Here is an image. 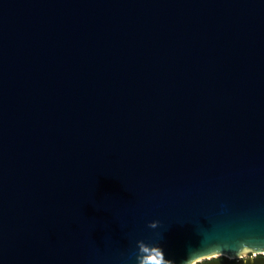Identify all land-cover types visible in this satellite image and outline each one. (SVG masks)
<instances>
[{"label": "water", "instance_id": "water-1", "mask_svg": "<svg viewBox=\"0 0 264 264\" xmlns=\"http://www.w3.org/2000/svg\"><path fill=\"white\" fill-rule=\"evenodd\" d=\"M246 251L264 0H0V264H264Z\"/></svg>", "mask_w": 264, "mask_h": 264}, {"label": "flooded vegetation", "instance_id": "flooded-vegetation-1", "mask_svg": "<svg viewBox=\"0 0 264 264\" xmlns=\"http://www.w3.org/2000/svg\"><path fill=\"white\" fill-rule=\"evenodd\" d=\"M260 255H263L262 253H259V254H257V255H253V252H251V251H246V252H244V253H242L240 256H239V258H250V257H258V256H260ZM226 259L227 257L226 256H217V257H215V258H213V259H203L200 263H204V262H208V261H213V260H217V259ZM239 258H231L232 259V261H236V260H238Z\"/></svg>", "mask_w": 264, "mask_h": 264}, {"label": "snow or ice", "instance_id": "snow-or-ice-1", "mask_svg": "<svg viewBox=\"0 0 264 264\" xmlns=\"http://www.w3.org/2000/svg\"><path fill=\"white\" fill-rule=\"evenodd\" d=\"M158 256H159V254L158 253H155L152 256H150L149 259L150 260H153V261H156V260H158L157 259ZM205 258H207V259H213V258H215V254L210 255L208 257L200 256L199 258H197V260L194 261V264H200V261H202Z\"/></svg>", "mask_w": 264, "mask_h": 264}, {"label": "built area", "instance_id": "built-area-1", "mask_svg": "<svg viewBox=\"0 0 264 264\" xmlns=\"http://www.w3.org/2000/svg\"><path fill=\"white\" fill-rule=\"evenodd\" d=\"M260 253V252H259ZM258 252H253V255H257V254H259ZM262 254H264V253H262Z\"/></svg>", "mask_w": 264, "mask_h": 264}]
</instances>
